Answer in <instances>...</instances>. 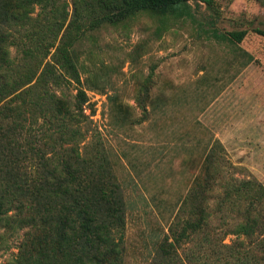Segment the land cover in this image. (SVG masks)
<instances>
[{"label": "rangeland", "instance_id": "1", "mask_svg": "<svg viewBox=\"0 0 264 264\" xmlns=\"http://www.w3.org/2000/svg\"><path fill=\"white\" fill-rule=\"evenodd\" d=\"M73 2L60 0L68 21L59 39ZM41 13L36 5L31 15ZM258 29L264 30V0H191L139 12L75 43L89 98L90 118L81 127L100 136L125 201L123 264H169L160 250L169 227L193 219L202 206L213 211L212 226L242 222L252 204L264 208L253 201L254 188L236 195L244 181L264 186V36ZM239 30L248 34L235 43L228 34ZM12 55L18 56L14 48ZM64 93L72 98L75 85ZM227 192L231 208L220 209ZM3 233L0 264H9L23 232ZM231 240L236 236L225 243Z\"/></svg>", "mask_w": 264, "mask_h": 264}, {"label": "trees", "instance_id": "2", "mask_svg": "<svg viewBox=\"0 0 264 264\" xmlns=\"http://www.w3.org/2000/svg\"><path fill=\"white\" fill-rule=\"evenodd\" d=\"M189 1L74 0L59 39L68 21L60 0H0V230L6 237L23 232L9 264H123L125 201L100 136L81 127L89 98L75 43L139 12ZM36 5L43 13L34 17ZM247 34L228 35L241 43ZM72 84L71 98L64 88ZM240 186L239 198L254 188L253 201L264 204L262 183ZM232 195L221 196L220 209L231 208ZM212 212L202 206L169 227L160 246L169 264H264V208L252 204L233 226H212ZM230 235L236 240L225 243Z\"/></svg>", "mask_w": 264, "mask_h": 264}, {"label": "crops", "instance_id": "3", "mask_svg": "<svg viewBox=\"0 0 264 264\" xmlns=\"http://www.w3.org/2000/svg\"><path fill=\"white\" fill-rule=\"evenodd\" d=\"M240 91V90H239Z\"/></svg>", "mask_w": 264, "mask_h": 264}]
</instances>
